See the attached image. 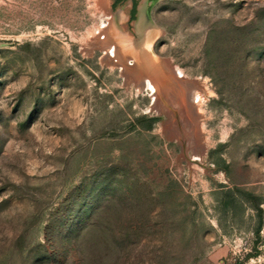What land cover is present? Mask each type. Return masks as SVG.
I'll return each mask as SVG.
<instances>
[{
    "label": "rangeland",
    "instance_id": "rangeland-1",
    "mask_svg": "<svg viewBox=\"0 0 264 264\" xmlns=\"http://www.w3.org/2000/svg\"><path fill=\"white\" fill-rule=\"evenodd\" d=\"M0 264H264V0H0Z\"/></svg>",
    "mask_w": 264,
    "mask_h": 264
},
{
    "label": "bare ground",
    "instance_id": "bare-ground-1",
    "mask_svg": "<svg viewBox=\"0 0 264 264\" xmlns=\"http://www.w3.org/2000/svg\"><path fill=\"white\" fill-rule=\"evenodd\" d=\"M146 11V10H145ZM142 13V12H141ZM146 16V15H145ZM148 16V15H147ZM120 21V20H119ZM140 53V52H139ZM141 55L139 56V58L141 59V61H139V59H138V64H139V66L141 67V68H143V70H144V68H146V67H154L155 66V62L153 63V61L151 60L152 59V56H151V51H150V49H148V48H145L141 53H140ZM142 56V57H141ZM124 57V56H123ZM125 62V61H124ZM123 62V63H124ZM144 72V71H143ZM189 83V82H188ZM184 83H178L177 84V86H179V87H182V85H183ZM195 84H193V86H194ZM141 86V85H140ZM147 86L152 90V91H156V87L153 85V83L150 81V80H148L147 81ZM183 86H185V85H183ZM192 85H190V87H191ZM189 87V86H188ZM194 88V87H193ZM195 100H197L198 101V103H200V101H201V96L198 94V92H196V98H195Z\"/></svg>",
    "mask_w": 264,
    "mask_h": 264
},
{
    "label": "flooded vegetation",
    "instance_id": "flooded-vegetation-1",
    "mask_svg": "<svg viewBox=\"0 0 264 264\" xmlns=\"http://www.w3.org/2000/svg\"><path fill=\"white\" fill-rule=\"evenodd\" d=\"M136 15L138 14V12H139V9H138V6H136ZM135 14V13H134ZM136 15H134V16H136Z\"/></svg>",
    "mask_w": 264,
    "mask_h": 264
}]
</instances>
